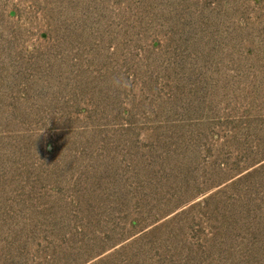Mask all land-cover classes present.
<instances>
[{
    "label": "rangeland",
    "instance_id": "obj_1",
    "mask_svg": "<svg viewBox=\"0 0 264 264\" xmlns=\"http://www.w3.org/2000/svg\"><path fill=\"white\" fill-rule=\"evenodd\" d=\"M0 264H264V0H0Z\"/></svg>",
    "mask_w": 264,
    "mask_h": 264
}]
</instances>
